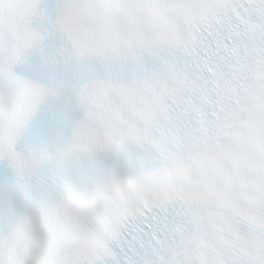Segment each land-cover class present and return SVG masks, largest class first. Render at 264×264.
Returning <instances> with one entry per match:
<instances>
[{
	"label": "snow or ice",
	"instance_id": "snow-or-ice-1",
	"mask_svg": "<svg viewBox=\"0 0 264 264\" xmlns=\"http://www.w3.org/2000/svg\"><path fill=\"white\" fill-rule=\"evenodd\" d=\"M0 264H264V0H0Z\"/></svg>",
	"mask_w": 264,
	"mask_h": 264
}]
</instances>
